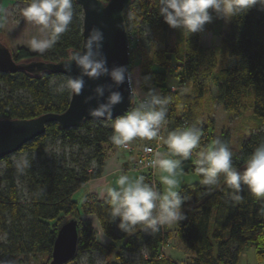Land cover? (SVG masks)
Returning a JSON list of instances; mask_svg holds the SVG:
<instances>
[{
    "label": "trees",
    "instance_id": "obj_1",
    "mask_svg": "<svg viewBox=\"0 0 264 264\" xmlns=\"http://www.w3.org/2000/svg\"><path fill=\"white\" fill-rule=\"evenodd\" d=\"M73 13L68 30L52 49L40 54L19 47L12 53L13 59L56 62L67 58L70 50L79 49L82 12L75 0ZM3 23L0 6V32ZM124 24L127 33L133 32L137 38L133 43L135 52L129 51V59L130 66L131 52L138 59L142 94L145 96L152 89L169 100L168 131L196 125L203 130L202 146L214 140V122L205 116L208 83L213 86L214 102L225 112L239 114L245 107L250 109L255 130L241 138L237 150L230 145L228 131L215 137L228 144L233 152V165L242 168L254 149L264 143V9L253 6L245 14L232 17L215 51L200 44L202 31L187 36L165 24L158 14L157 0H133L124 12ZM207 24L215 35H220L222 19L213 14V20ZM144 27L149 28V35L143 36ZM172 73L177 81L175 90L167 84ZM54 76L61 81L67 79L49 72L37 76L24 71L0 73V119H30L63 112L70 94L54 91L49 83ZM110 124L111 121L85 120L78 127L62 130L56 123H49L42 135L23 144L17 152L27 153L26 202L20 200L14 164L9 156L0 159L5 163L0 176V231L7 235L6 242L0 243V259L10 255L18 264H30L42 255L45 260L41 258L38 264H49L54 240L67 222L76 225L78 238L74 255L62 264L74 262L83 252L92 250L110 258L108 264H178L162 256V246L170 239H176L190 253L189 264H237L247 244L255 247L259 259L264 258V199L253 197L243 188L242 200L233 201L222 177L217 186L202 185L199 176L197 182L183 185L178 191L187 198L182 205L185 218L174 228L161 226L155 233L137 230L128 237L116 235L106 196L99 200L81 197L80 205L74 195L84 183L100 176L104 161L115 146L109 139ZM57 138L63 145L74 144L78 155L61 163L47 158L46 141ZM164 148L167 150L165 144ZM184 162L195 173L192 161ZM149 178L151 175L145 176L146 183H150ZM155 185L158 188L156 182ZM87 213L97 217L107 243L98 242L91 222L81 218ZM141 246L146 251L145 257L138 261L125 258V251H137Z\"/></svg>",
    "mask_w": 264,
    "mask_h": 264
},
{
    "label": "clouds",
    "instance_id": "obj_2",
    "mask_svg": "<svg viewBox=\"0 0 264 264\" xmlns=\"http://www.w3.org/2000/svg\"><path fill=\"white\" fill-rule=\"evenodd\" d=\"M107 4L108 0H101ZM74 0H29L21 9L25 21L38 27L40 38L33 37L30 47L33 51L44 54L60 40L73 21ZM253 6L264 9V0H157L158 14L163 22L172 29H179L189 36L201 32L205 24L218 19L230 22L231 18L245 14ZM211 10V11H210ZM104 33L99 28H92L85 37L81 51L74 52L65 62L64 70L70 72L73 65L79 69V75L68 77L55 85L56 93L68 92L80 95L85 86V77L97 80L107 76L108 86L97 85L93 94L85 97V103L96 99L97 105L90 109L92 117L111 121V142L116 146H126L135 138L153 140L162 139L167 152L156 151L149 166L161 173L159 179L163 190L155 184L145 182L143 175L135 179L127 174H120L116 180L117 187L108 186L107 204L113 221H118L117 228L125 233H132L139 225L146 231L155 233L161 226L173 225L185 217L182 205L186 197L177 190L184 173V161L191 160L200 183L217 186L221 177L231 190L230 198L235 202L242 200L241 191L246 188L255 198L264 199V143L259 144L242 168L233 165V152L227 143L214 139L206 146L201 145L202 128L196 125L177 127L171 131L166 128L169 100L155 90H148L143 99L134 102L126 114L113 119V109L122 102V94L113 90L128 81L124 66L109 69L102 47ZM107 93V95H105ZM103 98V102H99ZM166 137H161V130ZM147 151H152L147 149ZM175 157V158H174ZM105 230L97 227V238L103 240Z\"/></svg>",
    "mask_w": 264,
    "mask_h": 264
},
{
    "label": "water",
    "instance_id": "obj_3",
    "mask_svg": "<svg viewBox=\"0 0 264 264\" xmlns=\"http://www.w3.org/2000/svg\"><path fill=\"white\" fill-rule=\"evenodd\" d=\"M133 0H108L107 4L101 0H75L82 12V42L79 49L70 50L67 58L59 61H45L40 59L15 61L10 49L0 42V73H15L24 71L37 76L43 72L54 75L76 77L79 69L73 65L70 72L64 70V64L76 51H81L85 43V37L92 28H99L104 33L102 52L109 69L115 66H124L127 71L128 81L113 90L122 94V102L113 109V119L125 114L133 104V91L130 83V59L129 39L124 24V12ZM85 86L80 95H70L67 108L60 113H44L30 119H0V159L17 152L23 144L45 132L46 125L56 123L62 130L78 127L85 120L108 121L104 118L92 117L90 109L97 105L93 99L85 103V97L93 94L97 85L108 86L111 82L107 76L97 80L87 77ZM107 95V93L105 94ZM99 102H103V98ZM77 227L67 222L59 230L54 240L51 260L49 264H62L72 258L76 250Z\"/></svg>",
    "mask_w": 264,
    "mask_h": 264
},
{
    "label": "rangeland",
    "instance_id": "obj_4",
    "mask_svg": "<svg viewBox=\"0 0 264 264\" xmlns=\"http://www.w3.org/2000/svg\"><path fill=\"white\" fill-rule=\"evenodd\" d=\"M27 3L21 2V1H14V0H2L1 1V10H2V18H3V28L0 32V42L4 43L10 51L13 53L17 48L23 47L27 49L31 53H38L33 51V49L30 47V40L33 37L40 38L41 33L38 30V27L28 23L23 19L21 16V9L25 7ZM208 24H205L204 29L202 30L201 37H200V44L203 48L210 49L211 51H215V49L219 46L221 42V38L224 34H226L229 22H226L222 19V24L220 28V35H215L213 31L207 28ZM143 36L149 35L150 30L147 27L143 28ZM263 34H264V28H263ZM135 34L132 32L131 34H128L129 39V51L135 52V47L133 43H136L135 39L133 38ZM133 39V40H132ZM264 40V36H263ZM217 52V51H216ZM215 53V52H214ZM132 56V71L130 72V83L132 90L138 91L140 88L139 84L136 82L134 77V72L137 69L136 66H138V59L135 58V54L131 52ZM137 57V56H136ZM218 57V56H217ZM36 59V58H35ZM136 59V60H134ZM31 60V59H30ZM174 73L169 75L167 77V84L168 85H177V81L173 76ZM55 80L57 83L62 82L58 77L54 76L52 77L51 81ZM53 88H55V85H52ZM207 92L205 97V116L210 117L214 122V130H213V136L215 137L219 136V133L221 131H228L231 135V142L230 145L233 149L237 150L239 148L238 142L241 140L242 137H244V134H248L249 131L252 130L251 127L256 126L255 122H253L250 114V109L247 107L242 110L240 114H233L228 113L222 110L221 107H219L218 104H216L213 100V97L211 96V93L213 92V86L211 84H207ZM188 90V85H186V91ZM22 95L26 96L25 93H22ZM255 129V127H254ZM145 141H151L147 139H141V138H135L133 139L134 145H141L142 142ZM35 157V154H33ZM78 155L77 147L74 144H66L63 145L59 138L57 139H48L46 141V148H45V156L47 158L57 159L60 163L63 162V160L69 161L71 160V157L75 158L74 156ZM27 156L26 152H15L11 155H9V159L15 166V182L19 191L20 200L22 202H26L28 200V195L25 187V181H24V164H25V158ZM79 159H81V156H79ZM188 163H183V169L184 173L180 179V185L181 187L182 183H194L198 181V176L196 173L188 171V174H185L186 168ZM93 165V164H92ZM5 168L4 161H0V176L3 174ZM186 175V176H185ZM183 180V182H182ZM160 182V179H159ZM161 183V182H160ZM162 184V183H161ZM1 186H4L3 182L1 183ZM178 188V189H179ZM177 189V190H178ZM163 190V185H162ZM82 193H76L74 195V198L79 202L81 205L82 203ZM82 219L89 220L93 226L95 237L98 242L105 244L107 243V239L103 238V240H100L97 238V227L100 225L98 222L97 217L94 214H83L81 216ZM118 221H113L114 225V233L116 235H122L125 234L121 232L117 228ZM175 224L169 225L170 228H174ZM137 230L143 231L144 228L142 226H137L135 230L130 234H125L127 237ZM7 239V235L0 231V243H5ZM120 244V243H119ZM183 247V246H182ZM184 250L187 252V250L184 248ZM125 258L132 259L134 261H138L141 259L142 256H146L145 249L141 246L137 251H125L124 252ZM42 260H45V257L38 256V258L34 261L31 260L30 264H38ZM39 260V261H38ZM110 258H105L101 253H99L96 250L83 252L77 260L74 262H71L69 264H108ZM0 264H18L10 255H4L0 259Z\"/></svg>",
    "mask_w": 264,
    "mask_h": 264
},
{
    "label": "crops",
    "instance_id": "obj_5",
    "mask_svg": "<svg viewBox=\"0 0 264 264\" xmlns=\"http://www.w3.org/2000/svg\"><path fill=\"white\" fill-rule=\"evenodd\" d=\"M136 68L137 69L134 72V77L137 82L139 81L138 66H136ZM137 83L139 84V82ZM175 87H177V85ZM251 128V131L255 130L254 127ZM249 132L248 134H244V136L247 137L249 135ZM158 151L162 153L167 152L164 147L160 148ZM136 155L137 152L135 150L128 153L121 149L119 146L115 145L110 156L104 161L100 176L84 183L76 193H82V198L85 199L90 198L99 200L106 196V194L102 195L106 187H117L116 180L120 174H127L130 178L135 179L138 172L133 170L130 165L136 159ZM187 170H189L188 165L185 174H188ZM160 175L161 173H159L155 169L153 172V178L154 181L158 184V190L162 191V184L159 182ZM186 184L192 183L184 184L183 182L181 187ZM162 256L175 260L178 264H189L192 262L190 253L188 251L186 252L176 239H170L164 242L162 246ZM237 264H264V258L259 259L255 247L252 244H247L240 252Z\"/></svg>",
    "mask_w": 264,
    "mask_h": 264
},
{
    "label": "built area",
    "instance_id": "obj_6",
    "mask_svg": "<svg viewBox=\"0 0 264 264\" xmlns=\"http://www.w3.org/2000/svg\"><path fill=\"white\" fill-rule=\"evenodd\" d=\"M133 38L135 39V41H137L136 35ZM134 47H136V46H134ZM170 88H171V90L177 89V87H175V86H171ZM131 89H132V87H131ZM132 91H133V95H134L133 98L134 99H133V104L131 107L135 106L134 102L138 101L139 99L144 98V95L142 94L141 89H139L137 92L134 90H132ZM126 112H125V114H126ZM164 132H165V130L162 129L161 133H160L161 137H164ZM134 144L135 143L132 140L126 146H119V147L128 153L132 152L133 150H135L137 152L136 159L130 165V167L133 170L138 172L136 178L138 176H141V175H143L144 177L145 176L147 177V175H151V178H149L150 183L155 184V181L153 178V172L155 169L150 167L149 163H150L151 159L153 158L154 153L156 151H158L160 148L164 147L163 140L158 138V139H153L151 141L142 142L141 145L139 144V145L135 146ZM147 149H151L152 151H147Z\"/></svg>",
    "mask_w": 264,
    "mask_h": 264
}]
</instances>
